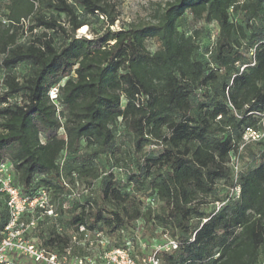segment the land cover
<instances>
[{"label": "trees", "instance_id": "1", "mask_svg": "<svg viewBox=\"0 0 264 264\" xmlns=\"http://www.w3.org/2000/svg\"><path fill=\"white\" fill-rule=\"evenodd\" d=\"M153 5L148 20L111 29L110 0H7L0 161L28 195L59 191L76 174L89 188L101 175L96 162L133 163L123 178L103 167L98 191L71 198L67 209L57 197V217L44 215L36 233L57 252L79 225L80 237L112 238L103 249L141 239L128 234L141 227L178 242L160 252L161 264H264V0ZM187 11L216 23L212 43L178 28ZM93 16L104 31L77 36ZM147 39L159 44L153 52ZM21 64L28 73L18 77ZM248 131L258 136L245 139ZM6 220L0 192V225Z\"/></svg>", "mask_w": 264, "mask_h": 264}, {"label": "built area", "instance_id": "2", "mask_svg": "<svg viewBox=\"0 0 264 264\" xmlns=\"http://www.w3.org/2000/svg\"><path fill=\"white\" fill-rule=\"evenodd\" d=\"M56 91L53 89L50 98L54 99ZM258 136L248 131L244 138ZM236 194L239 187H235ZM0 192L5 196L7 220L0 225V264H161L159 254L162 250L176 249L175 239H165L149 247L143 239H130L125 245L113 246L108 249L96 250L91 254H78L73 249L80 248V243L87 242L88 247L94 249L95 242L103 243L101 233L93 237L84 235V226L79 225L78 232L73 233L70 243L62 252H57L43 245L37 236L38 221L44 215L57 217L54 204L48 192L40 189L30 195L22 194L13 183L12 165L5 160L0 161ZM73 198L79 199L80 193Z\"/></svg>", "mask_w": 264, "mask_h": 264}, {"label": "rangeland", "instance_id": "3", "mask_svg": "<svg viewBox=\"0 0 264 264\" xmlns=\"http://www.w3.org/2000/svg\"><path fill=\"white\" fill-rule=\"evenodd\" d=\"M159 1V0H110V2L114 5L115 10L117 12V20L115 23L110 26L111 29L119 28L120 26H125L129 22H140V21H146L149 18V15L151 11L153 10V3ZM7 3V0H0V13L6 12L5 4ZM2 22H5L4 17L1 16ZM89 26L88 25H82L76 30L77 36H86L89 37L92 35L93 32H103L106 28L105 21L101 17H89ZM83 27H85V31H82ZM178 28L180 30H183L187 33L191 32L194 29H197L199 32V39L202 45H207L209 43H212L215 39V37L218 34L217 25L214 22L207 23L203 19H194L188 11L184 13V15L179 19L178 21ZM28 34V33H27ZM146 47L150 52H153L155 49L158 48L159 44L155 39H147L146 40ZM15 73L18 77H22L28 73V65L27 64H21L15 69ZM53 90V89H52ZM51 90V91H52ZM50 91V93H51ZM120 130H122L120 126ZM121 133H123L121 131ZM125 138V136L123 137ZM127 144V143H126ZM128 152L130 155H132L131 148L126 145ZM155 146H147L144 147L142 150V153H145L149 150L154 149ZM156 149V148H155ZM61 160V159H60ZM8 162L7 160H5ZM241 165L243 167H246L248 165L247 162L240 161ZM103 165L101 163L96 162V165L98 167V171L100 172V177L96 180H93L90 184V187L88 188L85 179L86 177L84 175H73V180L68 181L67 179H62V185L63 187L59 191H53L51 187L48 188H42L45 189L54 204V207H56V199L57 197H62L64 200L62 207L67 209L69 207L71 198H73V193L82 194L84 191L91 189L95 193L98 191V186L101 180V177L103 176V167L110 168L112 167L113 172H115V176L119 178H123L125 171H127V168L129 166H132L133 163L129 160L125 162L124 166L122 168L112 166V161H102ZM129 165V166H128ZM40 190V189H39ZM147 202V200H145ZM156 234L152 235V232H150L148 229L145 230V228L138 227V229H128L129 236H136L141 239H146L149 242V245L152 247L153 245H156L158 243H162L167 239L163 233L160 232L159 229H156ZM153 232V233H155ZM92 236V235H90ZM137 239V238H135ZM101 240L103 243H100L99 248H106L111 245L112 238L110 239L104 234H101ZM83 244V242L80 243V245Z\"/></svg>", "mask_w": 264, "mask_h": 264}, {"label": "bare ground", "instance_id": "4", "mask_svg": "<svg viewBox=\"0 0 264 264\" xmlns=\"http://www.w3.org/2000/svg\"><path fill=\"white\" fill-rule=\"evenodd\" d=\"M82 31H85V27H83Z\"/></svg>", "mask_w": 264, "mask_h": 264}]
</instances>
